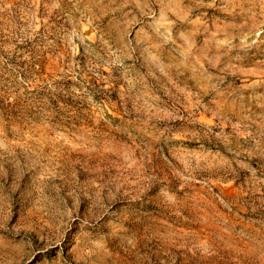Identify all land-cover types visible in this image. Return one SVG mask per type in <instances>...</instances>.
<instances>
[{"label":"rangeland","instance_id":"374dc122","mask_svg":"<svg viewBox=\"0 0 264 264\" xmlns=\"http://www.w3.org/2000/svg\"><path fill=\"white\" fill-rule=\"evenodd\" d=\"M0 264H264V0H0Z\"/></svg>","mask_w":264,"mask_h":264}]
</instances>
